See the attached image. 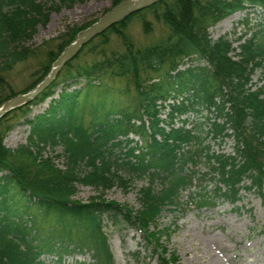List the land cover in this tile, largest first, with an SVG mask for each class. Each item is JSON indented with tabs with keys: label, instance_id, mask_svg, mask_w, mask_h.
Instances as JSON below:
<instances>
[{
	"label": "trees",
	"instance_id": "trees-1",
	"mask_svg": "<svg viewBox=\"0 0 264 264\" xmlns=\"http://www.w3.org/2000/svg\"><path fill=\"white\" fill-rule=\"evenodd\" d=\"M56 1L47 6L42 0H0V107L34 89L77 34L98 20L67 29L56 38L54 49L31 48L28 43L37 28L48 23L50 12L88 0ZM118 2L113 1L112 7ZM255 8L264 13V0H161L95 36L39 95L0 119V264H42L43 254H56L58 261L66 255H88L91 264H114L105 220L113 228L137 230L160 264H176L177 256H167L162 244L170 231L159 229L157 222L167 206L178 209L183 205L182 192L191 191L199 178V172L188 165L197 167L201 160L206 161V168L200 177L210 176L214 181L210 187L199 185L191 191L187 205L200 210L221 201L238 209L235 205L241 202L242 190L264 194V24L238 45L235 57L226 36L212 40L208 33L236 13L246 15L236 25H247L248 10ZM146 14L162 23L168 33L154 46L135 47L127 29L136 19L145 33L151 32ZM110 35L121 40L122 52L109 56L100 52V61L73 66L89 44L96 41L92 52L108 44ZM28 60L38 61L33 73L37 77L22 91H14L6 76ZM257 69H262L263 76L252 84ZM149 73L157 77L151 78ZM61 74H68L71 82L53 98L52 88ZM103 75L129 78L135 92L133 102L114 105V113L98 114L110 88L90 91L86 97L95 105L92 113L85 115L81 111L83 92L100 87L93 80ZM80 78L85 82L77 88ZM47 99V107L29 118L31 109ZM161 109L166 110V120L158 117ZM202 109H212L221 118V123H210V132L221 139L232 138L233 154L203 152L207 150L197 133L202 123L190 126L188 121L189 113ZM11 120H22L28 127L26 143L14 149L3 143ZM129 133L138 137L140 144L119 139ZM124 143H133L124 152L127 160L113 163L148 182L139 189L138 209L101 196L87 202L74 200L78 186L106 191L117 184L116 180L120 187L125 185L111 174L110 161L111 151ZM190 145L192 149L186 150ZM46 147H61L64 169L51 157H43ZM157 180L161 186L155 191Z\"/></svg>",
	"mask_w": 264,
	"mask_h": 264
},
{
	"label": "rangeland",
	"instance_id": "rangeland-1",
	"mask_svg": "<svg viewBox=\"0 0 264 264\" xmlns=\"http://www.w3.org/2000/svg\"><path fill=\"white\" fill-rule=\"evenodd\" d=\"M42 1L47 6L52 3L57 4L56 0L52 2L51 0ZM113 1L122 0H88L83 3H76L70 8H60L57 11L50 12L48 23L44 27L39 26L37 28L28 45L31 48L39 47L42 51L48 48L54 49L58 42L56 38L65 33L67 29L80 27L99 19L112 8ZM262 14L264 13L257 8L248 10L247 25H236L238 21L246 17L245 13L231 15L210 28L208 30L209 36L212 40H216L220 36H226L234 48L231 56L235 57L234 53L239 52L238 45L253 33H257L261 25L264 24ZM145 16L151 23V32L145 33L136 19L132 21L127 29L126 34L135 47L154 46L163 41L168 33L167 28L162 23H156L149 14ZM94 45H96V41L89 44L80 53L79 60L73 62L74 67H85L94 61H100L103 58L100 52L109 56L112 52H122L124 50L121 40L114 35H110L108 44L99 45L94 51L90 52ZM184 65L181 64L180 67ZM37 69L38 61L28 60L17 64L6 78L11 88L19 92L36 79L37 75H33V73ZM149 76L151 78L157 77L153 73H149ZM262 76V69L254 70L252 84L259 83ZM70 82L71 78L68 74H61L54 84L55 87L52 88L53 98L57 97V94ZM77 82V84L72 85L76 84L77 88H82L85 79L80 78ZM93 82L101 86L84 90L82 99L85 102L81 105L83 114L90 115L95 105L91 102L90 97H86L90 91L91 93L104 92L110 88L108 95L104 100L102 99V107L99 109L98 114L114 113L116 109L114 105L125 106L133 102L132 97L135 92L129 78L103 75L98 79H94ZM44 104L33 107L28 117L32 118L41 113L46 107ZM160 111L158 117L166 120L165 112L162 109ZM205 118H213L211 111H203L199 116L191 115L189 119L190 126L199 122L202 123V126L197 129V133L202 136V146L210 152L233 154V140L214 138L209 133V121H206ZM17 120L8 122L11 128L6 131L4 136L3 143L10 149L25 144L28 135V127L22 123V120L19 122ZM164 124L162 123L160 126ZM121 138V140L133 139L140 144L138 137L133 133ZM128 145L124 143V145H121V149L114 148L111 151L110 161L118 164L125 162L127 159L124 152L128 147H133V143ZM188 149H192V147H188ZM61 152V147H46L43 154L46 157H51L59 168H63L64 159L59 157ZM205 162V160H201L198 162L197 167L193 168V170L199 172V178L196 177L193 183L195 189L199 185L209 186L211 184V180L208 179V177L211 178L210 176L200 177L205 172ZM111 166V174L120 177L125 182L124 186L120 187L118 180H116L117 184L114 187L106 191L102 188L78 186L74 200L87 202L90 198L101 196L106 201H114L133 210L138 209L139 189L147 186L148 182L120 167V165L117 167L113 163ZM188 168H191V165H188ZM160 186L158 180L154 182L155 191L159 190ZM244 186H247V182L244 183ZM188 192L184 191L180 196V201L183 203L181 207L177 209L167 206L157 222L159 229H169L170 231V237L162 239L163 246L168 250L167 256L175 254L177 256L176 264H264V194L258 196L254 192L241 191L242 201L235 205L240 209H235L228 203L220 201L215 207L197 210L194 205L188 206L186 204L189 201ZM26 224L28 226L29 222ZM104 230L108 235L109 250L113 256L114 264H160L157 256L151 252V247L145 244L137 230L127 226L113 228L106 220L104 221ZM40 259L42 264H91L92 262L88 255H66L58 261L56 254H43Z\"/></svg>",
	"mask_w": 264,
	"mask_h": 264
},
{
	"label": "water",
	"instance_id": "water-1",
	"mask_svg": "<svg viewBox=\"0 0 264 264\" xmlns=\"http://www.w3.org/2000/svg\"><path fill=\"white\" fill-rule=\"evenodd\" d=\"M159 1L161 0H122L117 3L108 12L102 15L95 23L77 34L75 41L67 46L53 63L48 76L33 90L25 94L17 95L3 103L0 107V119L11 110L23 106L34 99L52 82L62 66L66 62L70 61L77 54L80 48L86 45L96 35L101 34L111 26L120 22L126 16L144 10L158 3Z\"/></svg>",
	"mask_w": 264,
	"mask_h": 264
}]
</instances>
